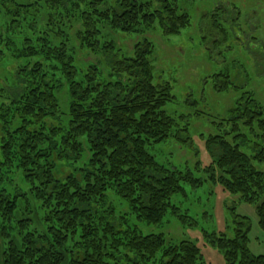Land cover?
<instances>
[{
	"label": "trees",
	"instance_id": "1",
	"mask_svg": "<svg viewBox=\"0 0 264 264\" xmlns=\"http://www.w3.org/2000/svg\"><path fill=\"white\" fill-rule=\"evenodd\" d=\"M189 24L177 0H0V65L9 56L15 66L0 87L1 264H205L194 242L143 234L117 218L111 200L147 224L162 223L168 210L188 217L172 198L184 183H200L149 152L174 135L176 121L163 109L171 88L157 81L144 34L159 27L176 35ZM133 34L142 36L128 54L117 41ZM232 112L229 131L206 139L211 179L255 205L264 230L256 166L264 162V108L244 95ZM235 217L232 236L211 243L224 264H264L248 248L249 220Z\"/></svg>",
	"mask_w": 264,
	"mask_h": 264
},
{
	"label": "rangeland",
	"instance_id": "2",
	"mask_svg": "<svg viewBox=\"0 0 264 264\" xmlns=\"http://www.w3.org/2000/svg\"><path fill=\"white\" fill-rule=\"evenodd\" d=\"M177 4L189 15L188 26L176 35H164L159 27L144 34L153 45L150 60L157 81L171 88L172 99L163 109L176 121L174 135L151 145L149 152L167 169L190 170L200 184L184 183L183 192L172 198L178 214L189 218L181 219L168 210L162 223L147 224L134 217L125 201L112 197L115 215L135 224L143 234H163L166 242L190 240L200 248L205 264H224L211 241L221 232L232 236L237 214L250 222V252L264 254V230L258 224L255 205L240 201L238 195L228 194L212 181L217 173L211 164L215 156L206 144L207 137L229 131L226 120L238 98L250 95L264 108V0H177ZM141 36L126 35L117 44L131 54L135 38ZM12 61L8 56L4 63L9 66L0 65V87L5 89L14 80ZM60 108L66 109L65 100ZM256 166L264 173V162ZM13 180L19 182L15 186L26 189L21 176L15 174ZM1 245L0 238V261Z\"/></svg>",
	"mask_w": 264,
	"mask_h": 264
}]
</instances>
